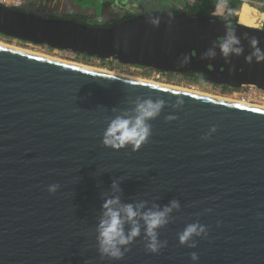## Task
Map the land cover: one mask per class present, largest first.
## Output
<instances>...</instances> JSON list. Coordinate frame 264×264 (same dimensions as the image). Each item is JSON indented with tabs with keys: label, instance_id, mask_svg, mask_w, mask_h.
Segmentation results:
<instances>
[{
	"label": "water",
	"instance_id": "water-1",
	"mask_svg": "<svg viewBox=\"0 0 264 264\" xmlns=\"http://www.w3.org/2000/svg\"><path fill=\"white\" fill-rule=\"evenodd\" d=\"M232 29L243 51L225 57ZM0 34L264 89V61L245 60L253 37L264 51V28L216 15L156 11L103 26L0 3ZM152 85L0 45V264H264V109ZM146 99L165 102L147 121V142L103 145L109 122ZM112 196L143 202L141 212L178 202L157 229L158 252L146 250L136 217L140 236L122 258L100 253L102 204ZM189 224L205 231L181 244Z\"/></svg>",
	"mask_w": 264,
	"mask_h": 264
},
{
	"label": "clouds",
	"instance_id": "clouds-1",
	"mask_svg": "<svg viewBox=\"0 0 264 264\" xmlns=\"http://www.w3.org/2000/svg\"><path fill=\"white\" fill-rule=\"evenodd\" d=\"M154 26H157L158 20H151ZM239 38L235 35V30L232 29L228 32L226 39L220 44L222 54L227 57L229 53L239 55L243 49L239 47ZM250 45L254 49L253 53L246 56V62L251 63L253 57L256 62L264 61V51L257 45L258 40L253 37L250 40ZM208 56H213L214 52L209 50L206 53ZM188 57L185 56L184 60L187 61ZM153 88H158L159 85H152ZM163 99L155 101L146 99L136 103L133 116H117L112 119L107 128L105 129L102 137V143L106 147L120 149L131 145L133 150L147 142L151 135V126L147 123L148 120L155 118L162 107L164 106ZM182 103V101H177ZM112 187L114 190L119 191L116 181H113ZM56 186L49 187V191H55ZM144 207V203L133 205L131 203L122 204L119 196H112L104 201L102 204L103 215L98 225V243L99 251L102 255H107L112 259H120L123 256L122 246L130 244L136 237L140 236V224L135 219L140 217L144 221V233L147 237L145 248L151 253H156L164 246L165 242L158 240L157 229L163 227L167 222L168 213L173 208H178L179 204L173 200L170 206H165L161 210H146L141 212L140 209ZM131 224L130 230L125 233V222ZM205 231L203 225L189 224L178 235L179 242L184 244L188 242L193 235H200ZM194 246V245H190ZM126 250V249H125ZM193 260L197 259L195 253L191 254Z\"/></svg>",
	"mask_w": 264,
	"mask_h": 264
},
{
	"label": "trees",
	"instance_id": "trees-1",
	"mask_svg": "<svg viewBox=\"0 0 264 264\" xmlns=\"http://www.w3.org/2000/svg\"><path fill=\"white\" fill-rule=\"evenodd\" d=\"M105 3H104V2ZM115 1V0H114ZM112 2H108V0H99V7H102L103 4V11L95 10L96 13L87 16V13L82 7L88 8V5H82V3L87 4L84 0H29V4L27 6H19L14 7L23 11H31L41 15L51 16V17H60V18H70L78 22L93 24V25H103L108 26L114 23H117L123 19L129 18L134 16L135 14L132 13H120L119 10L115 7L118 6L124 0H120L121 2H117V4ZM139 1V2H138ZM144 0H136V8L140 9V13H151V12H181L185 11L187 14L191 16H202V15H216L220 17H225L229 20L234 22L237 21V14H235V10L239 9V3L234 0H194L192 3L187 2V0H164L165 3H162L161 6H157L155 9L154 7L151 10L146 9L142 4ZM161 1V0H160ZM71 2L70 4H67ZM134 2V1H133ZM34 3H38L39 7L37 9H33L31 6ZM177 4V5H176ZM43 7H48V12H42ZM58 8H63L64 11L59 13L57 12ZM244 13L239 18V22L242 24L259 27L260 22L258 20V15L253 10H248L247 8H242ZM217 12V13H216ZM100 14V15H99ZM93 16H101V22H95L91 19ZM264 28V27H263ZM79 59L82 61H86L87 59L91 58L82 53H76ZM103 61V60H102ZM114 61V60H112ZM117 65H121L116 62ZM182 74V76L188 78V80L195 82V83H204L207 80L204 78V74L198 71H186ZM224 88H227L228 85L223 84Z\"/></svg>",
	"mask_w": 264,
	"mask_h": 264
},
{
	"label": "rangeland",
	"instance_id": "rangeland-1",
	"mask_svg": "<svg viewBox=\"0 0 264 264\" xmlns=\"http://www.w3.org/2000/svg\"><path fill=\"white\" fill-rule=\"evenodd\" d=\"M84 1H86L87 4H84L81 2L82 5L86 6V5H88L89 2H90L89 5L91 4L90 7H88V8L82 7L85 10V12L87 13V16L96 13L95 10L103 11V4H101L102 7L98 6L99 0H84ZM112 1H114V0H108V2H112ZM172 1L173 0H170V2H172ZM117 2L120 3L121 1L120 0L114 1L115 4H117ZM135 2H136V0H124L118 6H115V7L119 10L120 13L138 14V13H140L141 10L136 8L135 4L137 2L136 3ZM70 3L71 2H69L67 4H70ZM162 3H165V1L164 0H161V1L160 0H144L142 5L146 9L151 10L152 7H154L156 9L158 5L161 6ZM28 4H29V0H23L22 6H27ZM31 7L33 9H37L39 7V4L34 3ZM48 9H49L48 7H43L42 12H48ZM63 11H64L63 8H58V10H57V12H59V13H61ZM255 12L258 15L257 11H255ZM90 20H91V22L95 21L98 23V22H101L102 18H101V16H93L91 19H89V21ZM237 20H238V18H237ZM0 42L6 43V44H9L12 46L24 48V49H30V50L42 52V53H45V54L50 55V56L61 58L63 60L76 62V63L82 64V65H90L92 67L103 68V69L108 68L107 70H110V71H119V70H117L119 68V65L116 64V61H112L111 59H105L103 61L102 60L98 61L96 58L91 57L84 62L78 58L76 53H73L69 50L51 48V47H48L47 45H43V44H34L32 42L20 40L18 38H12V37L5 36L2 34H0ZM104 67H106V68H104ZM121 73H125V72H121ZM125 74L137 75L138 77H141V78L145 77L146 79H149L148 71L143 67H134V68H132V70L130 72H127ZM177 84H179V85H177ZM166 85H168V84H166ZM171 86L197 90V91H201L204 93L206 92L209 94H215V95H219V96H226V97L229 96V94H225V93H224L225 95L216 94L217 92L214 90V87L212 85L206 83V82L195 83V82H192L190 80H181V78H178L175 81H173V84H171Z\"/></svg>",
	"mask_w": 264,
	"mask_h": 264
},
{
	"label": "built area",
	"instance_id": "built-area-1",
	"mask_svg": "<svg viewBox=\"0 0 264 264\" xmlns=\"http://www.w3.org/2000/svg\"><path fill=\"white\" fill-rule=\"evenodd\" d=\"M194 0H187V2L192 3ZM239 3V7L246 3L252 7H254L257 11L261 12L263 14V17L260 22V27H264V0H234ZM0 3L9 5L11 7H19L22 6L23 0H0ZM235 10V14H236ZM95 58V57H93ZM98 61L100 59L96 58ZM134 67H142L137 65H131V64H121L117 70L121 72H130L132 68ZM148 71L149 78L157 81L162 82H172L175 81L178 78H181V80H188V78L182 76L180 73L176 72H169L164 71L160 69L155 68H146L143 67ZM206 83L212 85L214 87V90L217 92V94H235L237 97L242 98L244 100H247L249 102L253 103H263L264 104V89H261L253 84H244L241 85L238 88H232L228 86L227 88H224L222 84H216L207 81Z\"/></svg>",
	"mask_w": 264,
	"mask_h": 264
},
{
	"label": "bare ground",
	"instance_id": "bare-ground-1",
	"mask_svg": "<svg viewBox=\"0 0 264 264\" xmlns=\"http://www.w3.org/2000/svg\"><path fill=\"white\" fill-rule=\"evenodd\" d=\"M243 7L247 8L249 10L257 11L254 7L244 3L236 11L238 20L244 13V11L242 9ZM257 13H258V20H259V22H261L263 14L261 12H259V11H257ZM240 24H242V23H240ZM243 25H246V24H243ZM246 26H250V25H246ZM251 27H254V26H251ZM256 28H258V27H256ZM0 45L1 46H7V47H10V48H13V49L20 50V51H24V52H27V53H31V54H34V55H38V56H42V57H46V58H50V59H54V60H58V61L66 62V63H70V64H73V65H78V66L90 68V69H93V70H98V71H102V72H106V73H111V74L116 75V76H121V77L134 79V80H140V81H143V82H146V83H151V84H155V85H159V86H164V87H168V88L178 89V90H182V91H186V92H190V93L200 94V95H204V96H208V97H212V98H218V99H222V100H226V101H230V102H235V103H239V104H244V105H248V106H253V107L264 109V104L263 103L249 102L247 100H244L242 98L237 97V95H235V94H229V96L226 97V96H219V95H215V94H209V93H206V92L204 93V92L197 91V90H192V89H187V88L185 89V88H181V87L171 86V84H173V83H170V82L168 83V82L157 81V80H153L151 78L146 79L145 77L141 78V77H138L137 75H132V74L129 75V74L121 73L120 71H110V70H107L108 68H106V67H104L106 69H103V68L92 67L90 65L78 64L76 62L63 60L61 58L50 56V55H47V54L42 53V52H38V51L30 50V49H24V48H20V47H17V46H12V45H9V44L3 43V42H0ZM166 84H168V85H166ZM177 85H179V84H177ZM221 95H225V94H221Z\"/></svg>",
	"mask_w": 264,
	"mask_h": 264
}]
</instances>
